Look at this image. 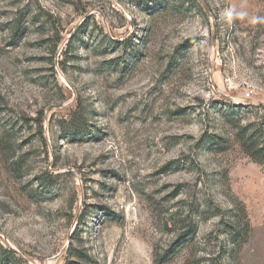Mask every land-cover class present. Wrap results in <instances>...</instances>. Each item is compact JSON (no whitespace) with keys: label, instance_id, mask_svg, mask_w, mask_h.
<instances>
[{"label":"rangeland","instance_id":"rangeland-1","mask_svg":"<svg viewBox=\"0 0 264 264\" xmlns=\"http://www.w3.org/2000/svg\"><path fill=\"white\" fill-rule=\"evenodd\" d=\"M252 137L264 0H0V264H264Z\"/></svg>","mask_w":264,"mask_h":264},{"label":"trees","instance_id":"trees-1","mask_svg":"<svg viewBox=\"0 0 264 264\" xmlns=\"http://www.w3.org/2000/svg\"><path fill=\"white\" fill-rule=\"evenodd\" d=\"M260 140L261 137L258 138L252 137L250 139H242L241 142L244 151L247 153V155L250 158H252L256 162L264 163V146L263 148L260 147L261 146L260 144L262 143L260 142ZM235 227H233L235 231V235L243 238L242 244L239 246L241 247L248 238L249 223L246 221L245 223H243L242 227H240V225ZM237 242L238 239H235L233 243L236 244Z\"/></svg>","mask_w":264,"mask_h":264},{"label":"clouds","instance_id":"clouds-1","mask_svg":"<svg viewBox=\"0 0 264 264\" xmlns=\"http://www.w3.org/2000/svg\"><path fill=\"white\" fill-rule=\"evenodd\" d=\"M222 15L229 23H231L234 18H237V17L243 18L246 15V13L242 11L238 12L234 8H227L224 10ZM255 22L256 21L254 20L253 23Z\"/></svg>","mask_w":264,"mask_h":264}]
</instances>
